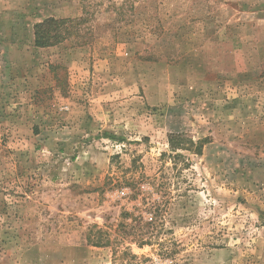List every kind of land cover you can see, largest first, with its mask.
<instances>
[{
    "label": "rangeland",
    "instance_id": "obj_1",
    "mask_svg": "<svg viewBox=\"0 0 264 264\" xmlns=\"http://www.w3.org/2000/svg\"><path fill=\"white\" fill-rule=\"evenodd\" d=\"M0 264H264V0H0Z\"/></svg>",
    "mask_w": 264,
    "mask_h": 264
},
{
    "label": "trees",
    "instance_id": "obj_2",
    "mask_svg": "<svg viewBox=\"0 0 264 264\" xmlns=\"http://www.w3.org/2000/svg\"><path fill=\"white\" fill-rule=\"evenodd\" d=\"M83 19L77 20L75 23L70 20L65 19H54L48 18L40 23H37L33 27V38L34 45L37 48H47L55 46L63 42L66 38L71 36L73 33L79 31L78 25L82 23ZM178 136H170L168 139L169 150L177 158L180 155L177 153L180 150H188L187 143L183 141H176ZM190 145L193 146L190 141ZM200 148L195 150L199 153ZM159 207V206H158ZM158 207H154V213H158ZM131 223H121V231H115L113 235L109 232L104 231L98 227H91L86 235V245L97 248H108L112 247V254L116 258L129 256L130 258H135L129 250L120 251L118 253V248L114 247L116 244L124 243L130 240L139 248L144 246H150L151 240L154 238L155 234L159 233L161 229L160 223H158L160 217L156 215L155 220H151L149 223L143 222L139 217H129ZM125 222V221H123Z\"/></svg>",
    "mask_w": 264,
    "mask_h": 264
}]
</instances>
